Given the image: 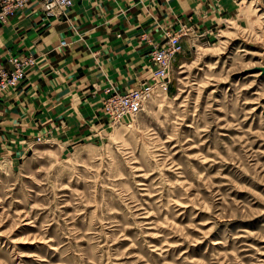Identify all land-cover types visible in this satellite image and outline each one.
Returning a JSON list of instances; mask_svg holds the SVG:
<instances>
[{
    "label": "rangeland",
    "instance_id": "374dc122",
    "mask_svg": "<svg viewBox=\"0 0 264 264\" xmlns=\"http://www.w3.org/2000/svg\"><path fill=\"white\" fill-rule=\"evenodd\" d=\"M216 11L138 113L0 155V264H264V0Z\"/></svg>",
    "mask_w": 264,
    "mask_h": 264
},
{
    "label": "crops",
    "instance_id": "0c3cea01",
    "mask_svg": "<svg viewBox=\"0 0 264 264\" xmlns=\"http://www.w3.org/2000/svg\"><path fill=\"white\" fill-rule=\"evenodd\" d=\"M222 4L73 0L64 15L47 16L39 0H28L0 24V59L7 54L36 58L24 79L0 96V155L14 153L40 133L85 134L104 116L99 106L106 88L123 92L147 80L150 43L163 40V29L187 25L192 31L197 25L202 34ZM61 40L66 45L60 46Z\"/></svg>",
    "mask_w": 264,
    "mask_h": 264
},
{
    "label": "built area",
    "instance_id": "2783aa9c",
    "mask_svg": "<svg viewBox=\"0 0 264 264\" xmlns=\"http://www.w3.org/2000/svg\"><path fill=\"white\" fill-rule=\"evenodd\" d=\"M28 0H0V23H5L10 16L20 11ZM72 4V0H39L40 9L47 16L61 15ZM173 31H163L160 43H150L147 53L148 65L145 68L147 80L136 88L119 93L108 87L104 90L101 107L108 118L115 119L126 114H135L141 110L143 100L154 87L164 90L169 83L171 64L180 50L179 38L187 35L190 27ZM60 46L66 45L61 40ZM35 64V58L29 54L8 56L0 59V96L16 87L24 79L28 68Z\"/></svg>",
    "mask_w": 264,
    "mask_h": 264
},
{
    "label": "bare ground",
    "instance_id": "6f19581e",
    "mask_svg": "<svg viewBox=\"0 0 264 264\" xmlns=\"http://www.w3.org/2000/svg\"><path fill=\"white\" fill-rule=\"evenodd\" d=\"M73 1V0H72ZM71 6H72V4H71ZM70 6V7H71ZM65 14V12H63L61 15H64ZM54 16V15H53ZM11 17V16H10ZM8 21V20H7ZM6 21V22H7ZM0 24H3V23H0ZM183 27H190V26H187V25H184ZM181 28H177V29H175V30H173V32H176V31H178V30H180ZM165 31V30H164ZM167 31H170V30H167ZM181 31L183 32V29H181ZM171 32V31H170ZM191 32V27H190V29L188 30V33L187 34H189ZM200 35H202V34H200ZM183 36V35H182ZM182 36L179 38V41H180V50H181V38H182ZM158 43H160V42H158ZM157 43V44H158ZM180 50H179V52H180ZM178 52V53H179ZM22 55H26V54H22ZM29 55H31V54H29ZM8 56H10V55H7L6 57H8ZM12 56H18V55H12ZM31 56H33V55H31ZM34 57V56H33ZM35 58V57H34ZM2 59H4V58H2ZM35 63H36V58H35ZM35 65V64H34ZM33 65V66H34ZM32 66V67H33ZM31 68V67H30ZM29 69V68H28ZM264 71V70H263ZM136 87H138V86H136ZM136 87H133V88H136ZM155 88V87H154ZM114 91H116V90H114ZM116 92H119V91H116ZM123 92H126V91H123ZM123 92H119V93H123ZM145 100V99H144ZM143 100V101H144Z\"/></svg>",
    "mask_w": 264,
    "mask_h": 264
},
{
    "label": "water",
    "instance_id": "95a60500",
    "mask_svg": "<svg viewBox=\"0 0 264 264\" xmlns=\"http://www.w3.org/2000/svg\"><path fill=\"white\" fill-rule=\"evenodd\" d=\"M260 70L263 71L264 70V67L260 68Z\"/></svg>",
    "mask_w": 264,
    "mask_h": 264
}]
</instances>
